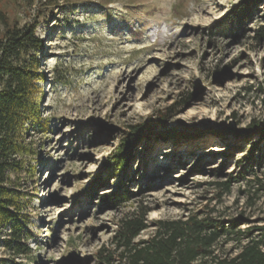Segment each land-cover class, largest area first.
Listing matches in <instances>:
<instances>
[{
  "label": "rangeland",
  "instance_id": "rangeland-1",
  "mask_svg": "<svg viewBox=\"0 0 264 264\" xmlns=\"http://www.w3.org/2000/svg\"><path fill=\"white\" fill-rule=\"evenodd\" d=\"M243 1L0 0V36L31 27L42 44L27 55L41 75V126L25 132L22 169L11 174L30 252L14 254L2 231L0 264H104L102 249L118 259L120 222L145 209L137 242L158 221L192 215L237 224L241 233L217 244L221 257L258 236L264 0L239 30H217ZM122 147L128 169L114 162ZM121 187L128 199L107 204Z\"/></svg>",
  "mask_w": 264,
  "mask_h": 264
},
{
  "label": "trees",
  "instance_id": "trees-1",
  "mask_svg": "<svg viewBox=\"0 0 264 264\" xmlns=\"http://www.w3.org/2000/svg\"><path fill=\"white\" fill-rule=\"evenodd\" d=\"M256 2L243 1L218 23L217 30L226 34L245 26ZM256 36L264 40V27L256 30ZM41 47L35 28L13 27L0 36V233L6 230L2 243L16 255L29 254L26 241L30 234L27 222L20 215V192L12 183L11 174L22 169L20 157L25 148V132L29 127L41 126L34 120L38 115L34 97L41 75L37 60L27 57L29 51ZM171 110L170 107L168 111ZM261 125L255 126L264 134V124ZM129 156L131 151L122 147L115 155L117 169L129 168ZM129 194L121 187L119 192L104 197L107 204L115 206L126 201ZM147 212L145 209L120 222L114 236L118 259L114 253H104L102 249L99 257L104 264H113L117 260L120 264H264V225L256 227L257 237L246 235L242 239L235 255L221 257L215 254L217 244L222 239L229 241L232 234L241 233L235 231L236 223L226 226L212 217L193 215L186 220H161L149 239L137 242L135 239L148 228Z\"/></svg>",
  "mask_w": 264,
  "mask_h": 264
},
{
  "label": "bare ground",
  "instance_id": "bare-ground-1",
  "mask_svg": "<svg viewBox=\"0 0 264 264\" xmlns=\"http://www.w3.org/2000/svg\"><path fill=\"white\" fill-rule=\"evenodd\" d=\"M215 150V149H214Z\"/></svg>",
  "mask_w": 264,
  "mask_h": 264
}]
</instances>
